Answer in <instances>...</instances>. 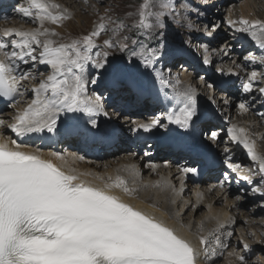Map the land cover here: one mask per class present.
<instances>
[{
    "label": "snow or ice",
    "instance_id": "6c2138e0",
    "mask_svg": "<svg viewBox=\"0 0 264 264\" xmlns=\"http://www.w3.org/2000/svg\"><path fill=\"white\" fill-rule=\"evenodd\" d=\"M157 7L173 8V0H142L137 12L129 13L138 17L132 27L143 30L149 38L164 29L166 13L154 11ZM14 10L39 22V26L29 30H0V98L10 102L6 106L12 109L7 118L0 114V264H198L201 259L205 264H214L216 248L224 246L218 233L226 224L233 222L230 219L213 217L216 225L207 230L200 224L197 236L199 247H194L175 228L155 215L134 207L118 194L133 196L137 192L140 173L135 165L124 168L132 177L133 187H129L128 181L120 176H109L107 182L97 185L82 179L90 173H78L68 167L67 159L61 152L53 151L45 157L39 147L29 150V144L24 142L30 139L29 134L45 130L55 132L62 113L102 112L108 115L98 99L88 96L86 87L89 83L87 65L91 64L99 70L105 69L108 64L109 51L98 52L95 57L92 55V50L99 47L95 38L107 31L108 25L101 17L88 35L57 42L52 37H58L59 32L44 25L46 21L59 25L67 20L69 14L66 8L55 0H25ZM113 23L116 24L114 33L126 27L122 21ZM227 23L233 27L239 25L236 30L248 34L261 50L260 56L249 53L244 60L253 64L259 61L264 65V20L241 17L238 21L228 20ZM128 39L124 36V42L118 44L112 39H105L103 44L106 49L127 52L130 58L139 59L145 70H152L161 84L171 87L177 104L165 114L164 119L180 128H188L196 115V88L191 84H182L178 79L165 78L163 71L155 68L160 57L159 48L136 39L131 40L134 47L130 48ZM136 45L139 47L136 48ZM202 48L205 53L203 63L210 65L208 46L202 45ZM37 65L46 66L49 69L47 75L39 73L38 77ZM112 76L116 84L125 83L121 68H114ZM258 76H264V73H250L248 81L243 84L245 92L252 90ZM205 79L200 77L201 81ZM29 80L33 81L30 86L24 83ZM90 82L96 84L97 77H92ZM208 87L214 85L209 84ZM259 92L264 94V87L259 88ZM28 95L31 99L26 101ZM209 100L215 102L213 97ZM238 108L248 111L244 102ZM89 123L93 127L96 125L95 120L90 119ZM158 126L164 125L160 117H154L148 122L136 124L133 130L149 131ZM6 131L14 134L15 138L6 137ZM68 131L71 133L72 129ZM228 131L231 140L242 144L253 162H259L258 171L264 184V156L255 151V141L249 139L244 128L233 125ZM211 137L218 139L217 132L213 131ZM70 156L83 159L75 153ZM230 159H225L224 164L235 171L239 166L231 163ZM151 167L154 169L155 165ZM196 171L191 167L181 169L183 174ZM224 177L228 179L229 173L225 172ZM241 179L252 183L247 176ZM154 186L171 188L177 195L183 191V186L177 190L166 179L157 181ZM253 192H260L264 197L262 189L253 188ZM257 242L264 244V233ZM249 247L247 243L243 244L245 250ZM229 255H234L239 264H246L245 255L235 252Z\"/></svg>",
    "mask_w": 264,
    "mask_h": 264
},
{
    "label": "bare ground",
    "instance_id": "6f19581e",
    "mask_svg": "<svg viewBox=\"0 0 264 264\" xmlns=\"http://www.w3.org/2000/svg\"><path fill=\"white\" fill-rule=\"evenodd\" d=\"M9 1H15L16 2V4L14 6H12L13 9H15V7L18 4H23L25 2V0H9ZM72 1L76 2L77 0H72ZM208 1L209 2L211 1L210 8H207L206 10H211L213 12V14H212L213 17L217 18L218 17V11L215 9L214 6L219 5L220 1L219 0H208ZM236 1L238 3H236ZM55 2L58 4L61 3V6H63L66 3V0H55ZM229 3L231 5L228 4L227 6H225V9H224V12H227L228 15H232L233 13H236V8L239 7L240 11H241V15L243 16V18H247L249 20H252V19L263 20L262 19L263 17H258L256 15L255 11L259 7L264 9V0H233ZM175 6H176V4H174V7ZM64 7H65V5H64ZM65 8L68 11H70V9H71V8L69 9L68 6H66ZM10 16L11 15H9V18H10ZM15 17L17 19H15ZM5 21H6L5 17H3V15L1 14L0 15V30L8 27V23H6ZM14 21L17 23L20 22L22 25V23L31 22L32 20H30L29 18L23 17L22 14L14 12L10 18V22H14ZM215 22H217V20ZM14 24H16V23H14ZM21 27H23V26H21ZM62 27H65V25H62ZM28 28L30 29V27H28ZM19 29H21V28H19ZM231 37H235V36L230 35V36L222 39L223 45H221V47L223 46L222 47L223 51L218 52V54H216L215 56H214V54H211V56H214L212 63L213 64L216 63L219 65L226 64V67H227L226 70H230V72H233V71L236 72L237 71L236 69L237 68L240 69V67H241V69L238 71V76H241V78H243L241 82L248 81V78L246 77V75L251 73L252 69L254 67L259 68L260 66H262V64L259 61H257L255 63V65L254 64L251 65V62H246V61H245V63L242 64L239 60V56L237 54H234L231 50V48H233V46H234V43H232L233 40L231 39ZM204 38H205V35L204 36L202 35L201 41H199L197 43H195L196 42L195 40L192 41L190 43V47L196 46V47H199V51L202 50L203 49L202 45H204V41L206 40ZM245 40H243V41H245ZM211 41L213 42V40L210 39L209 43H211ZM238 45H240V44L238 43ZM209 49H212V47H209ZM253 52H254V56L258 55V53H256L255 51H253ZM242 53H245L244 55H246V49H243L240 52V55H242ZM250 53H252V52H250ZM203 54L205 56L204 52H203ZM135 60H136L135 58H130L126 62V66H127V68H129V70H131L133 68V66H131V65L135 62ZM237 65H239V67H237ZM129 66H131V67H129ZM221 67H223V66H219L218 68H221ZM178 68L180 70V76L183 75L182 77H184L185 74H187V75L189 74V76L195 74L193 72V70H190V68L186 69L184 66H181V65L176 66V69H178ZM248 68L250 70H242V69H248ZM191 71L193 72V74ZM244 72H245V74H244ZM262 72L264 73V70ZM244 75H245V77H244ZM228 76L229 75H227L226 72H224L222 74L221 79L225 80L226 77H228ZM198 77L199 78L205 77L206 79L204 80L203 83H205V81H207L208 83L214 85V87L213 88L211 87V88L213 89V93L214 92L217 93V95H215V99H217V98L220 99L223 96H225L227 98L228 95L229 96L232 95L231 92H229V94H227V95L224 93V91H227L230 89V88H228V86L230 84L234 83V82L231 83L233 81L232 80L233 77L231 75L228 77L227 83H225V84H223L219 81H215L214 80L215 77L213 75L210 76L208 73L199 74ZM236 78H237V76H236ZM187 80H189V84L194 83V81H192L193 79L191 78V76L189 78H187ZM236 80H238V79H236ZM263 80H264L263 76H258V79L256 81H254V84L258 86V85H260L259 83H261ZM136 81L138 82L137 88L140 91V89L142 87H144V86H142V85H144V83L140 82V79H137ZM106 82H109L110 84L115 83L113 76L109 77L108 80H106ZM153 86L156 88V92H154V94H156V93L160 94L161 91H159V88H161V87L159 85H157V83L156 84L154 83ZM263 86H264V84H262V87ZM125 88L126 87L123 86V87H114L113 89L112 88H110V89L103 88V89L109 90L110 91L109 93H112V94L114 93V94L119 96L124 91ZM249 93L250 94H247V96H246L247 99L250 98L251 96L253 98L254 97H257V98L260 97V93L258 92L257 88H253ZM141 95H143V94H141ZM141 95L139 94L137 96H141ZM169 95L170 96H168V98L170 100L167 101V104H171L172 102L176 103L177 99L174 96V93H171ZM218 95H219V97H218ZM137 96H134L131 91L127 92V94L125 95V97H127V98L130 97V100H132V101L134 98H136L134 100L137 101ZM30 99L31 98H29L28 100H30ZM122 99H125V98H122ZM25 100L28 101L26 99V97H25ZM100 101H101V103L100 102L99 103L101 105H103V107L106 108L105 109L106 112L108 110L107 116L103 115V113H93V114H88V113H84V112L62 113L60 116V119L58 121L57 130L55 132L62 129L65 125L70 124L71 121L77 116H79V118L77 120L85 119L84 122L89 123V120L91 119V120H95L97 124L99 122H104V123L107 122V125H111L113 127L112 130H116V129L123 130V127L120 126L117 122L118 121L128 122L129 119H127V117H128L127 115H129V114H134L135 116L140 115V117L141 116L146 117L144 115H145V113H148L149 116L146 117L147 119H152L153 115H154L153 113H150V109L148 107L144 106L146 104V102H143L142 100H140V102L144 103V104H142V106L140 105L141 103L135 104V106H138V107H136L135 110H133V111L125 110L120 105L117 106L116 103L113 102L114 99L112 100V102L102 101V99H100ZM214 101H216V100H214ZM129 103L131 104L132 102H129ZM226 103H228L229 106L234 105V101H232V99L229 98V99H227V102H224V101L220 102V100H219V102L216 103L217 105L214 106V108L212 106H210L209 109H207V108L203 109L201 111V115L210 117L209 121H212V122L201 123L197 129H198V131L199 130L204 131L205 129H212V130L207 132L206 136H202L204 143L210 145L212 143H211L209 136H211V133L214 129V128H211V126L216 125L215 129L220 127L222 130H220L221 134L218 135V139H216L217 140V148L218 149H222V148L223 149H229V151L227 152V154L225 153V150L222 154L219 153V155H220L219 158H221L223 160L231 158L230 162H232V160L234 159L233 161L235 162V165H238L239 166L238 168L241 167V170L246 171V167L248 166V163H252V162L243 155V154H245V152H243V154H242L239 151V147L241 146V144L239 142L237 144H234L231 141L230 144L227 145V147L222 146V143H220V137L222 135H224L225 132L228 131V129L226 128V130H225L224 125H223V128H222V125L218 126L217 122L222 121L221 118H222V113H223V119L228 117L227 118L228 125L229 124L235 125L234 121L237 122V120H243V122L240 121L238 123L239 127H237V128H244L247 130V133H250L249 131L253 129V131L256 132L255 136L257 138H260V137L264 138V117H262L264 114V108L259 110L258 113H256V114L254 113V115H253V113L250 114L251 113L250 110H248L247 112H243L238 108V110L241 113H240V115L237 116L236 114L234 115L229 110L230 107L227 106ZM169 107L167 108L168 111L174 108V106H171L170 108ZM156 108H157V106H156ZM252 109H253V107H251V110ZM218 110H219V112H218ZM3 112H0V114H2L3 116H6L7 114L11 113L12 110L10 109L6 113H3ZM10 115H8V116H10ZM8 116H6V117H8ZM235 118H237V119H235ZM121 119H123V120H121ZM89 124H91V123H89ZM255 124L260 125V126H254ZM225 125H226V122H225ZM195 127H196V125H194L192 130ZM123 131H125V130H123ZM163 131L164 130H161L158 132L162 133ZM168 131H170L169 135H171V133L174 132L172 130H168ZM6 132H8V131H6ZM45 132L48 134V136H41L40 133H33V135L31 136L32 141L25 142V143L29 144V146H30L29 150H32V149L39 147L41 150V153L45 157H47L48 154L50 152H53V151L61 152L62 154L65 155V157L67 159L68 167L75 169L78 173H90V175L83 176L82 179H85L91 183L101 185L102 183L107 182V179L109 176H111L113 178H115L116 176H120V177L125 178L128 181L129 187H133L134 185L132 184V177L128 172L124 171V168L127 165H135L136 168L139 170V173H140L139 177L137 178V180L139 181V184L136 185V187L138 188L137 192L133 196H124L122 193H118V194L121 195L122 199L131 203L134 207L141 208L144 211H146L152 215H155L158 219L163 220L169 226L175 228L177 230V232L180 235L184 236L187 240H189L194 247H199V242H198V238H197V236H198L197 226H199L200 224H203L205 230L210 229V228H214L216 225V219H213V217H216L220 220L230 219L231 221H233L229 224H226L225 227L220 231V233H218L221 235L223 245L224 246L226 245L225 248H224V246L216 248V253H218L220 255L221 259H222V257L224 258V256L227 255V254L225 255V253L227 252V249L229 247H231L230 249H233L232 247H235L236 245H237L236 247H238V240L239 239L233 240L232 236L227 235V233H229V232H231V230H233V227H234L233 223H236L237 225H239L241 218L243 220L244 217L245 218L247 217V219L249 216L254 217V215H258L257 214L258 210L259 211L261 210V212H263V209H262L263 207H260L261 209L260 208L254 209L253 211L252 210H246L249 207H247V208L245 207L246 209L244 208V206H245L244 204L248 201L250 202V199L246 198L247 193L245 191H241V192H238V191L235 192L234 191V192H232V190H221V189H219V190L213 189V190L209 191L208 189H206L203 186L204 184H201L202 186H200V187H194L192 184H190V182L188 180H186V183L183 184L182 183L183 176L178 173V166L175 164V161L174 160L171 161V158H170V156H172L171 153L165 152L166 154H164L163 158H161V159H163L161 161H164V162L161 163V162L156 161L155 156L151 158L148 156L140 155V152H138L137 155H135V157H132L133 152H130L129 154H127L126 152L117 154L122 146L106 149L105 144H103L100 147L97 143H94L92 145V147L90 145H88L87 147L93 148L92 150L96 153L95 157L97 158L98 162L100 164H102V166H98L97 163L90 161L88 158L84 157V155L82 156L81 153L78 154L79 151H77L76 149H75V151H73V148L68 149L66 147V145H69L70 143H72L73 142L72 140L71 141L69 140V142L64 141L56 149L48 147V145H47L48 142L55 144L56 138L58 137V134L55 132L48 133L47 130H45ZM175 133H177V132H175ZM9 136L13 137L14 134L11 133ZM36 138L41 139L42 143L41 144H38L39 142L34 143V139H36ZM249 139L254 140L251 137H249ZM178 140L184 141L183 138H179V136H178ZM180 141H178V142H180ZM261 145H264V144H261ZM263 147L264 146L260 147V145L255 141V150H259V152L262 153L261 148L263 149ZM72 153H75L77 156H82L83 159L71 158L70 154H72ZM56 163H61V162L56 161ZM166 163H168V168H163V165ZM152 165H155L154 169H153V167H151ZM113 166H115L114 169H113ZM256 172L259 173L258 169L256 170ZM172 173L174 174V176L171 175ZM170 175L172 176V179L170 178ZM97 177H102L103 179H97ZM162 179H166V180L171 181V184L174 185L175 189H177V190H180L181 187L183 186V191L179 192V195H177L176 193H174L172 191L171 188H160V187L154 186L157 181H161ZM261 179L262 178L257 179L256 183L260 182ZM139 185H145V187H139ZM238 197H239V199H237ZM244 198H245V202H243ZM173 200L175 202H173ZM221 203H222V205H219ZM193 205H195L196 207H193ZM255 206H256V204H255ZM243 209H245V210H243ZM236 214H239V215L236 216ZM253 217H251V218H253ZM256 218L259 220L258 221L254 220L253 222H256L259 225V227H260V225L261 226L264 225L263 224L264 223L263 217L258 216ZM253 219H255V218H253ZM247 221H249V220H247ZM251 222H252V220L249 223L246 222V224L251 225ZM209 223H210V225H208ZM252 226H253V224H252ZM254 226H255V224H254ZM237 229L239 230V229H243V228H242V226H239L236 228V230ZM250 229H251V227H250ZM257 230L253 229V228L251 229V232L255 234V238H256V239H253L255 241H254V245L252 248V252L256 253V255H257L256 260H258V259L264 260V247L263 246H262L263 248L261 246L259 247V244L257 242L261 239V233H264V229L262 228L261 232H259ZM249 234L250 233L247 232L245 229L244 230V236H246V235L248 236ZM253 237H254V235H253ZM224 251H226V252H224ZM225 258H226V260L224 261V264H238V261L236 260L235 256L232 257L233 259L230 258L231 260H229V257H225ZM247 262H248V260H246V264L249 263V262L248 263ZM263 263H264V261H263ZM198 264H205V261L203 259H201L198 261Z\"/></svg>",
    "mask_w": 264,
    "mask_h": 264
},
{
    "label": "rangeland",
    "instance_id": "374dc122",
    "mask_svg": "<svg viewBox=\"0 0 264 264\" xmlns=\"http://www.w3.org/2000/svg\"><path fill=\"white\" fill-rule=\"evenodd\" d=\"M219 1H220L219 5L214 6L215 9L218 11L217 18L213 17L212 15L213 12L211 10H206L207 8H210V6L209 7L206 6V4H209L211 2V1L209 2L208 0H173V4H176V6L174 7L175 9L174 8L160 9L158 7L154 8L153 9L154 11L162 10L166 13V16L163 18L165 22V28L158 30L155 34L152 35L151 38H149L143 30H138L132 27L134 21L137 20L138 17L136 15H129V13L134 14L137 12V9L140 3L142 2V0H84V1L77 0L76 2L72 0H66V3L65 4L63 3V4L65 5V7L68 6L69 9L71 8L70 11H68L69 18L67 20L62 21V23L59 25H54L46 21L44 26L48 28H54L57 32H59L60 35L58 37H52V39L56 40L57 42H68V41H71L72 39H79L85 35H88L90 32L93 31L94 27L100 22L101 17L105 18V22L108 25V30L102 32L98 37L95 38L96 44L99 45V47H96L92 50V55L93 57H95L96 53L99 52L102 54L105 50L109 51L110 55L107 58L108 64L106 65L105 69L97 70L93 67V65L91 64L87 65L86 71L88 72V75H89V83L86 85V87L88 90V96L90 98L94 100L98 99L100 103H101L100 99H102V101H109L112 98L114 99L113 102L116 103L117 106L126 105V101L123 100L122 98H125V95L129 91V88H125L124 91L119 96L116 94L109 93L110 92L109 90L103 89V88H107V87H104V85H106L105 84L106 75L110 76L112 74L113 69L117 67L121 68L122 71L124 72V75L128 78L127 82L124 80L125 83L131 84V85L133 84V86L137 85L138 83L136 81L137 79H140V81L144 82L145 84H149V82L153 83L157 81L155 72H153L152 70H145L142 64L140 63L139 59L135 58L136 63L134 62L131 65L133 66V68L129 70V68H127L126 66V62L130 59L129 54L127 52L122 53L118 51L117 49H106L103 44V41L105 39H112L114 42L118 44L120 42H124L123 37L127 36L129 38L127 43L129 44L130 48L134 47L131 44V40L136 39L140 43H148L150 44V46L160 49V57L158 58L155 64V68L158 70H162L165 78L172 79L173 81L178 79L179 81L182 82V84H189V80H187V78L191 76V78L193 79L192 81H194V83H192L191 85L195 87L198 92V99H197V105L199 107L198 109H201V108H205L206 105L214 107L217 105L216 103H218L219 100L220 102H223V101L225 102L227 101V99H229V97H227V99L226 98L224 99V96H223L220 99L219 98L215 99V95H217V93L215 92L213 93V89L208 87L207 81L203 83L204 81L200 80L198 75L202 74L201 73L202 71L197 73L195 72V69H198L196 67V64L200 62L199 58L201 59L203 54L200 53L199 48H197L196 46L190 47V43L194 40L196 41L195 43L201 41L202 35L203 36L205 35L204 39L206 40L204 41V45H207L208 50H209L207 55L209 56L210 54H213L214 52H219L220 50H222V47H223V46L221 47V45H223L222 39L228 37L231 34L232 30L235 31L236 27L239 26L237 25L236 27H233L232 25L228 24L227 21L228 20L238 21L241 17H243L241 15V11L239 7L236 8V13H233L231 16H229L227 12H224L225 6H227L228 4L231 5L229 2L233 0H219ZM236 3L238 2L236 1ZM64 5L62 6L63 8H65ZM263 10H264L263 8L259 7L256 9L255 12L258 17H263L262 19L264 20ZM15 19L17 18L15 17ZM216 20L217 22H215ZM120 21H122L126 25V27L114 33L113 29L115 28L116 24L113 22H120ZM7 22H8L7 28H17V29L21 28V30H29L28 27H30V29H33L39 26V22H35V21L22 23V25L20 22L19 23L15 21L10 22V20ZM62 25H65V27H62ZM214 28H215V31L217 30L215 34H214V31H212ZM161 33H163V35H161ZM210 37H212L213 39V42L211 44H209ZM157 41H159V43H157ZM135 47L138 48L139 45H136ZM209 47H212V49H209ZM237 47L238 45H234L233 48H231V50L236 51ZM178 49H181V51H183V55H184L183 57H176L178 54L177 53ZM239 60L241 62L242 59H239ZM179 65L184 66L186 69L190 68V70H193L195 74H193V72L191 71L193 75L189 76V74L188 75L185 74L184 77H182L183 75L180 76L179 68L176 69V66H179ZM217 66L218 67L223 66V67L218 68ZM226 68H227L226 64L219 65L216 63L213 64L212 62L210 65L203 66V69L207 71V73H210V75L212 74L215 77V79H221L222 74L224 72H226L227 75L229 76L231 75L233 78H236L239 68L236 69L237 70L236 73L230 72V70H226ZM37 69H38V72L36 74L38 77H39V73H44L45 75H47L49 71V69L44 65H37ZM217 69H222V71H217ZM25 70H27V68H25ZM263 70L264 69H253L252 72L255 71L258 74H260V73H263L262 72ZM108 72L109 74H107ZM148 73H151V74H148ZM249 75L250 73L246 75V77L249 78ZM92 77H97L96 84H92L90 82ZM240 78L239 79L237 78L238 79L236 81L237 86H240L241 81L243 79V78L241 79ZM24 83L30 86L33 83V81L29 80ZM123 85L125 84H122L121 86ZM209 97H214V100L216 101L215 102L210 101ZM29 98H31L30 95L26 96L27 100ZM230 108H233V107L230 106ZM105 109L106 108L104 107V110ZM230 111L234 113V109ZM11 113L7 114L6 116L10 115ZM252 113L254 115V113L256 114L258 112L251 110L250 114ZM240 121L243 122V120H237V122L234 121L236 127H239L238 123ZM117 123L119 125L122 124L121 121H118ZM232 126L233 125H230V124L227 125L228 127L227 129L229 130V128H231ZM254 126H260V125L255 124ZM249 132L250 133H247L248 137L253 138L260 145V147L264 146V145H261V144H264L263 143L264 138L262 137L257 138L255 136L256 132H254L253 129L250 130ZM231 141L232 140L229 135V131H226V134L220 137V143H222V146L224 147H227V145H229ZM233 143L237 144V142H233ZM261 151L262 153H260L258 150V154L260 156H264L263 155L264 147L263 149L261 148ZM118 154L120 153L118 152ZM85 157L88 158L90 161L97 163L98 166H102V164L98 162L97 158L90 157L89 154H86ZM114 168L115 166H113V169ZM254 169H256V166H254L253 170ZM257 187L263 188L264 185H261V183H258V185H256V188ZM248 191H250V193H248L249 194L248 199H250V202L249 201L246 202L244 204L245 205L244 208L249 207L245 209L253 211L254 209L263 207L264 199H255L258 196V193L255 194L253 192L251 193V190H248ZM243 202H245V198ZM219 205H222V203ZM262 209L264 212V208ZM260 212L261 210L260 211L258 210V213H257L258 215H254V217L249 216L248 219L247 217L246 218L244 217L243 220L241 218L242 222L240 221L239 225H237L236 223H233L234 227H233V230H231V233H232L231 236L233 240L239 239L238 247H236L237 245L235 247H232L233 249H230L231 247H229L227 249V252L224 251L226 252L225 255L226 254L227 255L224 256V258L222 257V259L220 258V255L216 253L217 255L213 257L214 264H224V261L226 260L225 257H229V260L233 259L232 257L234 255H229V253H233V252L243 254L245 255L246 258L248 257L246 259L249 262V263L247 262L248 264H256V263L264 264L263 263L264 260L263 259L260 260L258 258H257L258 260H256V257H257L256 253L252 252V248H253L254 241H255L253 239H256L255 235L254 237L253 235L244 236L245 229L249 233H252L251 232L252 228L256 230L258 229L257 231L259 232H261L262 228L264 229V225L262 226L260 225L259 227V225L256 222H253L254 220L256 221L259 220L256 218L258 216L264 218L263 216L264 213L263 212L260 213ZM237 215L239 214H236V216ZM246 219L249 221H247ZM251 220H252L251 225L246 224V222L249 223ZM208 225H210V223ZM239 226H242L243 228V229H239L240 231L238 229L236 230V228ZM197 229H198V226H197ZM244 243H247L250 246L247 250L243 248ZM258 244H259V247L260 246L264 247V244H261V243H258ZM225 247L226 245L224 246V248Z\"/></svg>",
    "mask_w": 264,
    "mask_h": 264
}]
</instances>
